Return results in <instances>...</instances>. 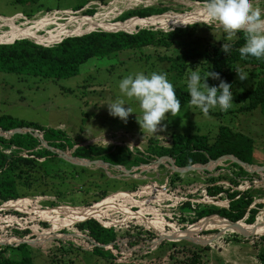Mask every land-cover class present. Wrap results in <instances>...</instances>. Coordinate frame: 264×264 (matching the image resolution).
<instances>
[{
	"label": "rangeland",
	"instance_id": "rangeland-1",
	"mask_svg": "<svg viewBox=\"0 0 264 264\" xmlns=\"http://www.w3.org/2000/svg\"><path fill=\"white\" fill-rule=\"evenodd\" d=\"M78 2L80 0H28L25 3L30 7L38 4L44 9L45 7L61 9L48 12L44 9L37 10L32 18H27L20 12L22 2L0 0V17L12 24L15 23L14 25L20 26L21 29L37 31L43 36L50 32L55 33L71 17L74 20L85 16L108 22L106 26L94 29L95 31L118 32L124 28L120 29L117 26L145 18L117 21L122 12L140 6L144 8L164 5L172 7L173 10L156 16L158 20L148 26L142 22L143 26L126 32L134 33L138 29L150 27L169 30L197 22L219 26L207 20L199 10L205 3L192 0H105V2L90 0L77 12L69 9ZM255 4L264 10V0H255ZM91 8L95 9L93 15L85 14L84 11ZM168 13L171 14L165 16L163 20L160 19ZM44 21L48 23L45 24ZM2 22L5 24L6 21L0 20V31H9L10 27L4 26ZM74 25L76 23L70 24L68 29L75 28ZM83 28L85 29V25ZM89 32L91 31L67 35L53 43L42 44L31 38L27 39L39 45L50 46L68 36H79ZM16 39L23 38H4L0 32V44ZM165 53L166 50L163 48L146 47L125 50L101 58L93 57L80 66L79 74L65 79L0 72V116H11L32 122L45 130L62 132L67 146L70 144L74 146L67 147L65 151L60 149L55 151L64 154L65 158L77 167L65 169L62 174L63 180L45 176L42 171H31L30 174H25L24 178L17 180V183L21 184L20 201L10 200L0 205V250L6 249L3 248L6 245L19 247L22 242L26 243L25 245L30 246L34 253V264H260L256 256L259 248L255 246V239L243 231L247 227L226 226L212 221L202 224L199 228H193L192 225L196 223L191 222L187 214L184 217V212L179 209V206L188 199L185 194L191 195V202L204 201L214 207H228L229 200L225 196L221 199L218 196L199 197L198 188L183 187L191 182L196 186H203L211 177L217 180L216 183L227 186L232 185L231 178L239 183L238 188L249 185L248 188L255 195L256 201L264 203V115L258 109L238 112L233 106L230 107L234 109L233 111H220L219 107H216L209 109L208 114L204 115L199 108L183 104L177 117L170 115L165 117L167 120L162 121V131L145 132L144 136L134 113L129 116L127 123L108 113L105 103L121 95L118 82L128 74L164 73L170 81L166 64L160 61V56ZM195 68L203 73L201 66L197 65ZM191 71L193 68L188 73ZM187 74L183 83L187 79ZM245 74L248 78L244 81L236 77L233 89L255 85L256 78L251 74ZM131 104L134 111L139 113L138 105L135 102ZM220 125H227L234 131L252 137L255 142L253 154L256 163L250 167L262 165L263 167L252 168L250 174L245 172L246 175L243 176L238 175V167L228 160L216 164L209 163L200 168L194 167L193 173L179 172L184 175L182 180L177 182L179 188L170 192L167 188V173L181 167L175 164L174 166L172 162L167 165L166 158L156 159L138 171L134 168L132 173L128 169L117 168L119 174H111L110 170H107L110 166L97 158L81 161L85 159L72 155L76 147L87 145L91 148L109 146L120 155L121 151L123 152L121 148L123 145L122 147H128L133 152V156H137V151H145L152 138H156L164 145L170 142L174 133H200L213 138L218 133ZM2 131L4 130H0V135L4 136L6 132ZM211 165L217 166L213 168ZM206 167L209 169L204 171ZM186 168L191 167L182 169ZM153 169H157V172L150 173ZM131 175L135 177H130ZM218 176L221 178H217ZM249 179L255 182L251 184ZM23 182H30L32 185L27 187ZM9 209H16L22 215L10 212ZM262 216L264 217V208L257 216L261 221L258 232L264 234ZM86 217L104 218L109 225H114L116 230L125 233L124 237L118 239L117 247L112 250L114 254L112 260L92 254L94 245L90 242L88 230L79 227V223L84 222ZM45 222L47 225L43 224ZM213 227L218 228L219 232L208 230ZM15 228H26L30 232L25 237L11 239ZM235 233L241 238L236 237ZM162 240L167 241L159 243ZM162 244L164 245L159 253L163 254L161 250L173 253V260L166 261L155 257V250ZM259 245L264 246L261 243ZM4 253L6 256L10 255L8 250ZM194 257L198 261L194 262L192 259Z\"/></svg>",
	"mask_w": 264,
	"mask_h": 264
},
{
	"label": "trees",
	"instance_id": "trees-1",
	"mask_svg": "<svg viewBox=\"0 0 264 264\" xmlns=\"http://www.w3.org/2000/svg\"><path fill=\"white\" fill-rule=\"evenodd\" d=\"M16 1L23 3L20 12L26 15L27 18H32L37 10L44 9L39 7L38 4L35 7L26 5L25 2L28 0ZM89 1L80 0V2L69 9L77 12ZM101 1L105 2V0ZM192 1L206 3V0ZM171 8L164 5L146 6L144 8L140 6L122 12L117 17V21L150 17L139 21L151 24L158 20L156 16L163 15ZM55 9L61 8L45 7L44 11L48 12ZM84 12L87 15H93L95 9H87ZM170 14H165L160 19L163 20L165 16ZM127 23L117 26L120 29L124 28L123 31L107 32L94 30L79 36H68L61 42L50 46L39 45L27 38L0 44V72L65 79L79 74L80 66L93 57L101 58L125 50H138L146 47L163 48L166 53L160 56V61L166 64L170 82L174 87L177 98L181 101V105L187 104L186 102L189 100L186 84L185 82L183 83L188 71L191 68L195 70V66L199 65L204 73L211 66V70L220 73V79L231 82L233 92V103L231 106L235 107L236 111L251 112L258 109L264 115V58L256 59L247 56L242 59L240 57L238 49L244 44L242 33H237L236 38L232 41H224L225 33L222 28L206 22L173 27L169 30L155 27L141 28L131 33L126 31H132L135 27L141 26L132 24L127 27L129 29H126ZM223 42L230 44L228 54L221 51ZM237 68L256 78L253 87L233 89L237 77L234 71ZM207 83L212 86L218 84L219 80L208 78ZM233 110L231 108L228 111ZM22 127H28L25 129L32 132L39 130L43 135L42 139L50 147L63 151L68 147L64 141V135L60 131L45 130L32 122H26L11 116H0V128L13 130ZM254 145L255 142L252 137L242 132L234 131L227 125H220L218 133L213 138L207 134L200 133H174L171 135L170 142L166 145L160 144L156 138H152L147 145V149L145 151L138 150L137 156H133V152L128 147H122L123 145H121L123 152L121 151L120 155L112 151L109 146L91 148L90 145H87L76 147L73 150V156L89 160L97 158L108 166H140L136 171L141 167L150 165L156 159L165 158L175 161V165L181 168L204 167L225 156L240 158L247 165H253L256 163L253 154ZM73 146L74 144H70L68 148H73ZM23 153L26 155H23ZM38 158H44L45 160L40 161ZM159 166L162 165L159 164ZM211 166L213 167V165ZM236 166L238 167L239 176L246 175L242 167ZM69 167L72 169L77 168L76 164L59 158L52 151L42 147L38 137L32 133L14 134L8 137L0 135V205L10 200L20 201L19 188L21 184L17 183V180L24 178L25 174H30L31 171H42L45 176L63 180L62 174ZM167 175V188H169L170 192H173L179 188L177 182L182 180L184 175L172 171L168 172ZM217 178L220 179L221 177L218 176ZM216 181L215 178L211 177L208 178L203 186H196V184L191 182V184L186 183L183 187L184 189H188L191 186L198 188L197 194L199 197L207 195L212 198L218 196L221 199L222 196H225L229 200L228 207H214L207 205L204 201L191 202V195L185 194L188 199L179 206L181 212H184V217L187 214L191 218V222L196 223L192 225L193 228H199L202 224L212 221L226 226L247 227L243 231L249 237L260 238L264 241V234L258 232L261 228V221L257 218L264 208V203L256 201L255 195L248 188L249 185L238 188L239 183L236 179L231 178L232 185L229 186L216 183ZM249 182L253 184L255 181L253 182L252 179H249ZM24 184L27 187L32 185L30 182H23ZM8 211L22 215L16 209H9ZM262 218L264 217L262 216ZM181 219L185 220V218ZM232 221L237 222L232 224ZM43 224L47 225L46 222ZM79 227L80 229L86 228L88 230L91 238L90 242L94 245L92 254L108 259L114 257L112 250L117 247L118 239L125 236V233L116 230L114 225H109L101 217H86L85 223H79ZM208 230L219 232L216 227ZM13 232L11 239L25 237L30 231L26 228H15ZM204 232L201 231V233ZM235 234L236 237L241 238L238 233ZM150 236L152 237V235ZM144 241L148 242L147 240ZM153 242L151 241V243ZM25 244L22 242L19 247H9V245L3 247L6 249L0 250V264H34V253L31 247ZM259 244V242L255 241V246L259 248L256 256L258 262L264 264V246ZM163 245L155 250V257L166 261L173 260V253L162 250L163 254L159 253ZM7 250L10 253L9 256L4 253ZM192 259L194 262L195 260L198 261L195 257Z\"/></svg>",
	"mask_w": 264,
	"mask_h": 264
},
{
	"label": "clouds",
	"instance_id": "clouds-1",
	"mask_svg": "<svg viewBox=\"0 0 264 264\" xmlns=\"http://www.w3.org/2000/svg\"><path fill=\"white\" fill-rule=\"evenodd\" d=\"M202 14L222 28L224 41H232L237 33L243 34L244 44L238 49L242 59L247 56L264 58V10L256 6L255 0H206ZM229 48L230 44L223 42L221 51L228 54ZM234 72L240 81L248 78L239 68ZM208 78L219 80V83L209 86ZM185 84L189 96L187 105L199 108L204 115L216 107L227 111L233 103L231 82L220 79V73L211 70V66L203 75L199 70L188 73ZM118 89L121 95L105 103L109 115L127 123L134 113L143 136L145 132L162 131L165 117H177L181 108V101L164 73L128 74L119 80ZM131 102L138 105L139 113L134 111Z\"/></svg>",
	"mask_w": 264,
	"mask_h": 264
},
{
	"label": "bare ground",
	"instance_id": "bare-ground-1",
	"mask_svg": "<svg viewBox=\"0 0 264 264\" xmlns=\"http://www.w3.org/2000/svg\"><path fill=\"white\" fill-rule=\"evenodd\" d=\"M122 10H120V11H122ZM199 10L202 11V9H199ZM88 18L89 17H87V18H75V19L73 18L74 20H72V17H71L68 20V22L67 23L65 22L66 24H64L60 29L56 30L55 33L50 32L48 35H44L43 36V35H40L37 31L29 32L27 29H21L20 26H16V25L8 22L5 18H1L0 17V20L6 21L5 24L2 22L3 25L10 27L9 31H0V32L3 33V37L4 38H10V37L31 38V39H33V40H35L37 42L39 41V43L41 42L43 44V43H53L56 40H58L59 38H62V37L67 36V35L79 34V33L85 32V31H92L94 29H97V28H100V27H104L108 23L106 21H100L99 19L95 20L93 18H89V19ZM142 22L143 21H134V22H131V23H127L126 27H130L129 24L130 25L133 24V25H137V26H143ZM43 23L46 24V23H48V21H44ZM72 23H76V25H74L75 28L68 29L69 25L72 24ZM84 25H85V29L83 28ZM145 25L148 26V24H146V23H145ZM117 30H119V29H117Z\"/></svg>",
	"mask_w": 264,
	"mask_h": 264
},
{
	"label": "water",
	"instance_id": "water-1",
	"mask_svg": "<svg viewBox=\"0 0 264 264\" xmlns=\"http://www.w3.org/2000/svg\"><path fill=\"white\" fill-rule=\"evenodd\" d=\"M17 40V39H16ZM15 41V40H14ZM13 41V42H14ZM7 44V43H6ZM25 128H28V127H22V128H18V129H13V130H5V129H2V128H0V130H4V131H6V134H4V136L5 137H8L9 135H14V134H23V130H25ZM26 132H28V133H32L34 136H36V137H38V139H39V141L41 142V145H42V147H48V148H50V149H52V152L55 154V156H57V157H59V158H62V159H64V160H66V161H68L66 158H65V155L64 154H59V153H56V151L55 150H57L56 148H53V147H50V146H48L47 145V143L42 139V134H41V132L39 131V130H36V132L37 133H33V132H31V131H26L25 130V132L24 133H26ZM1 135H3V134H1ZM72 155H74L73 153H72ZM84 158V157H83ZM85 160H89V159H87V158H84ZM167 160V159H166ZM169 161L167 162V165L170 163V162H173V165L175 164V161H173V160H171V159H168ZM225 160H228V161H230V162H233L234 164H236V165H238V166H240V167H242L244 170V172H247L248 174H250V172H252V171H250V170H252V168H262L263 167V165L261 166V167H257V166H255V167H250L251 165H247L246 163H244L240 158H234L233 156H225V157H222V158H220V159H218V160H215V161H213L215 164L216 163H218V162H222V161H225ZM69 162V161H68ZM212 163V162H211ZM213 164V163H212ZM175 166V165H174ZM217 165H213V168H215ZM115 167H119V168H125V169H128V170H130V171H133V169L134 168H138V167H140V166H138V165H131V166H115ZM99 169V168H98ZM209 168H204L203 170L205 171V170H208ZM100 170V169H99ZM194 170V168H186V169H182V168H176V169H174L172 172H181V173H184V174H189V173H191L192 171ZM196 170H202V169H196ZM136 171V170H135ZM111 172V174H119L115 169L113 170V171H110ZM113 172V173H112ZM150 172V171H149ZM155 172H157V169H153V170H151V172L150 173H155ZM193 173V172H192ZM109 176H111V175H109ZM114 176V175H113ZM130 177H135L134 175H131ZM45 182H47L46 180H44ZM27 200V199H26ZM4 203H6V202H4ZM86 221V220H85ZM84 221V222H85ZM83 222V221H82ZM237 222V221H236ZM236 222H234V221H232L231 223L232 224H234V223H236ZM255 239V241H257V242H259V243H261L262 245H264V241L263 240H261L260 238H254ZM163 241H167V240H162V241H160L159 243H161V242H163Z\"/></svg>",
	"mask_w": 264,
	"mask_h": 264
},
{
	"label": "built area",
	"instance_id": "built-area-1",
	"mask_svg": "<svg viewBox=\"0 0 264 264\" xmlns=\"http://www.w3.org/2000/svg\"><path fill=\"white\" fill-rule=\"evenodd\" d=\"M158 160H160V159H158ZM168 160V159H167ZM169 161V160H168ZM117 168H119V167H115V166H110V167H108L107 168V170H110V171H113L114 169L118 172V169ZM109 171V172H110ZM130 173H132L131 171H130ZM166 189V188H165Z\"/></svg>",
	"mask_w": 264,
	"mask_h": 264
}]
</instances>
